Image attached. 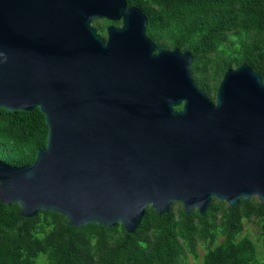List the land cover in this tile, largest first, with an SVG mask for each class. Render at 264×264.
I'll list each match as a JSON object with an SVG mask.
<instances>
[{
  "label": "water",
  "instance_id": "1",
  "mask_svg": "<svg viewBox=\"0 0 264 264\" xmlns=\"http://www.w3.org/2000/svg\"><path fill=\"white\" fill-rule=\"evenodd\" d=\"M95 19L122 23L104 35ZM147 24L127 0H0V106L39 107L49 125L32 163L0 159L3 202L129 232L149 205L205 214L213 197L264 202L261 75L229 68L214 101L193 53L159 47Z\"/></svg>",
  "mask_w": 264,
  "mask_h": 264
},
{
  "label": "trees",
  "instance_id": "2",
  "mask_svg": "<svg viewBox=\"0 0 264 264\" xmlns=\"http://www.w3.org/2000/svg\"><path fill=\"white\" fill-rule=\"evenodd\" d=\"M127 2L147 15V34L159 47L193 53L191 70L198 68L211 80L208 92L226 69L244 62L264 80V0ZM96 20L104 35L108 23L120 22ZM48 132L39 107L8 113L0 106V159L10 165L32 163ZM177 203L181 206L175 208ZM21 209L18 202L0 198V264H188L189 255L200 257V242L205 246L201 264H264L256 241L242 234L244 220L253 219L264 244V202L258 197L236 205L213 197L205 214L197 208L186 213L178 201L163 214L149 205L134 232L121 223L75 227L59 212L40 209L27 217Z\"/></svg>",
  "mask_w": 264,
  "mask_h": 264
},
{
  "label": "rangeland",
  "instance_id": "3",
  "mask_svg": "<svg viewBox=\"0 0 264 264\" xmlns=\"http://www.w3.org/2000/svg\"><path fill=\"white\" fill-rule=\"evenodd\" d=\"M93 24L98 27L99 21L96 19L93 21ZM181 206L180 203H177L174 207L177 208ZM260 227L258 223L251 219V220H244V229L242 234H248L252 239H254L257 243L258 247V254L260 256H264V244L262 242L261 237L259 236ZM222 237H219L218 241H220ZM198 252L200 254L199 258H194L192 255H189V263L188 264H201L202 256L205 252V246L203 242H200L198 245Z\"/></svg>",
  "mask_w": 264,
  "mask_h": 264
},
{
  "label": "flooded vegetation",
  "instance_id": "4",
  "mask_svg": "<svg viewBox=\"0 0 264 264\" xmlns=\"http://www.w3.org/2000/svg\"><path fill=\"white\" fill-rule=\"evenodd\" d=\"M120 22H119V24H116V25H120L121 23H122V21L121 20H119ZM109 24H111V23H108V25ZM115 24V23H114ZM107 25V26H108ZM230 68H236V66L235 67H230ZM229 69V68H228ZM228 69H226V70H228ZM226 72V71H225ZM193 75H194V78H195V80H196V82L198 83V85L201 87V88H203L205 91H206V93L208 94V96L212 99V100H214L215 101V99H216V94H217V88H218V85H219V83H220V81H221V79H222V77L220 78V80H219V82L216 84V87H214L212 90H211V92H208L207 90H206V86H207V84H208V86H209V83L211 84L212 82H211V80L209 79V78H204L203 76H200L199 75V71H198V68H197V71L195 70V73H193ZM201 81V83L199 82V80ZM212 86H213V84H211ZM181 108V107H180ZM180 108H176V109H180Z\"/></svg>",
  "mask_w": 264,
  "mask_h": 264
}]
</instances>
